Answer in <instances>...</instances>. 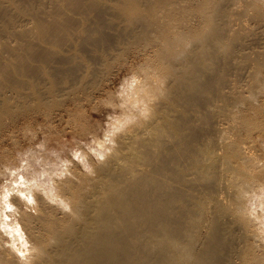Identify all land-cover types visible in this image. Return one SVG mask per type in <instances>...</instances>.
<instances>
[{"label": "bare ground", "instance_id": "bare-ground-1", "mask_svg": "<svg viewBox=\"0 0 264 264\" xmlns=\"http://www.w3.org/2000/svg\"><path fill=\"white\" fill-rule=\"evenodd\" d=\"M118 1L0 0V48L24 47L0 51V264H249L261 243L250 205L264 203V0ZM99 5L150 31L121 78L85 83L81 63L32 60L86 32ZM63 136L76 151L34 167Z\"/></svg>", "mask_w": 264, "mask_h": 264}, {"label": "rangeland", "instance_id": "rangeland-1", "mask_svg": "<svg viewBox=\"0 0 264 264\" xmlns=\"http://www.w3.org/2000/svg\"><path fill=\"white\" fill-rule=\"evenodd\" d=\"M106 1V4H110V6L117 5L119 2L118 0ZM99 11L103 13L100 19L96 17ZM124 20L125 19L115 8L99 5L95 8V12L89 22L86 32L81 34L76 33L73 36L62 34L56 37L58 41L57 44L51 45L42 43L41 46H35L30 56L32 60L37 63L50 61L53 58H60L56 61L61 62L70 60L73 61V63H81L82 69L79 73L88 71L84 76H88L85 83L95 81L104 82L109 78H121L123 75V72H121L122 64H127L129 60H132L131 55L135 51L145 47L150 36V31L144 30L140 24L136 23L133 27H129ZM13 50L23 52V44L18 46H3L0 48V51L3 52L1 55H3L4 58L12 57ZM130 63L135 65V68L130 67L132 72H137V69L141 71L150 66L149 61H145L144 59L140 61H131ZM69 69L70 67L64 69L68 75L70 74ZM115 82L116 84L110 83L108 85L111 91H115V88L119 86L118 81L115 80ZM33 87L39 91H52L54 90V83L37 84L34 82ZM104 98L109 103H112L115 99V94H108ZM43 102L51 105L54 100L45 98ZM105 123L107 124V122H102V124L106 125ZM59 128L61 129L62 127ZM35 130H38V128H34V130L29 133L27 132L22 139L27 140L33 137ZM71 141L70 137L66 136L65 138V136H63L59 138V142L53 141L49 143L48 150L38 153L40 154L38 156L39 158L33 160L32 165L38 170L44 167L48 168L50 166L46 164V162H59L58 159L60 154L63 157L71 156L72 151H76V147H74L73 144L71 145L72 148L68 147ZM57 149H59V152H57ZM80 162L82 163V160H80ZM13 186L16 188L18 187L16 184H13ZM21 188L24 187L22 186ZM14 193H17V191L15 190ZM250 210L252 216L257 215L258 219L254 227L250 228L248 234L261 239V243H257L254 252L249 255L250 260H248V263L264 264V203L253 202L250 205ZM8 211L7 209V212ZM3 219H5V217H3ZM232 234L235 237H240V231L238 230H234Z\"/></svg>", "mask_w": 264, "mask_h": 264}]
</instances>
